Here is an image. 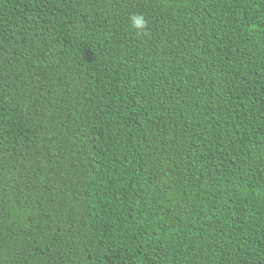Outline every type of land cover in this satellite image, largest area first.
<instances>
[{
	"label": "trees",
	"instance_id": "1",
	"mask_svg": "<svg viewBox=\"0 0 264 264\" xmlns=\"http://www.w3.org/2000/svg\"><path fill=\"white\" fill-rule=\"evenodd\" d=\"M0 264H264V0H0Z\"/></svg>",
	"mask_w": 264,
	"mask_h": 264
},
{
	"label": "clouds",
	"instance_id": "2",
	"mask_svg": "<svg viewBox=\"0 0 264 264\" xmlns=\"http://www.w3.org/2000/svg\"><path fill=\"white\" fill-rule=\"evenodd\" d=\"M146 20L142 15H133L131 17L132 27L137 30H144L146 28Z\"/></svg>",
	"mask_w": 264,
	"mask_h": 264
}]
</instances>
